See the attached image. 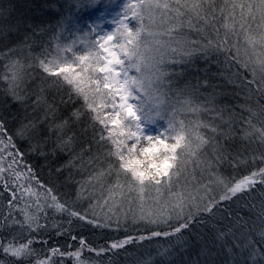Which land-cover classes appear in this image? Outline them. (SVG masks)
I'll use <instances>...</instances> for the list:
<instances>
[{
    "label": "snow or ice",
    "instance_id": "snow-or-ice-1",
    "mask_svg": "<svg viewBox=\"0 0 264 264\" xmlns=\"http://www.w3.org/2000/svg\"><path fill=\"white\" fill-rule=\"evenodd\" d=\"M237 9L240 10L239 20L236 18ZM129 18L138 21V27L134 31L127 23ZM218 19L224 21L223 36L220 35V28H217L215 23ZM257 19L260 31L254 34L251 23L257 22ZM186 29L191 30L196 38L193 39L192 34ZM114 37L118 38L115 42ZM232 37H236V40L233 41ZM241 37L247 48L255 51L259 46L260 54L254 61L251 57L248 59L240 57L238 45ZM137 43L141 45L142 51L133 50L132 46ZM73 44L75 45V42ZM86 47L87 51L82 55H76V48L70 47L65 49V52L71 55H57L49 60L48 64L54 65L56 71L45 64L43 59L40 60V66L45 73L61 76L69 85H74L76 93L83 97L87 108L96 112L94 119L105 127L110 121L116 129L114 132L109 131V137L115 145V151L110 155L116 156L119 160L117 175L122 171L129 178L126 185L129 196L134 192L139 202L138 213L129 209L131 223L135 225L142 222L146 227L156 230H151L147 236L129 235L123 240H114L108 248L99 249H93L81 238L79 241L81 248L77 251L65 253L58 248H52L50 250L52 256H74L77 264H87L86 261L79 259L83 249L96 251L99 255L138 241L164 237L169 243L158 253L164 260L171 262L178 252L182 253L200 245L197 259L190 261V264H214V261L209 260L212 253L203 232V226L211 223L213 242H218L219 247L226 250L225 254L230 258V264H237L234 249H239L241 255L247 253L240 264L249 262L258 264L259 261H264V249L258 247V244L264 245V200L261 201L257 216L261 225L256 232L258 240L252 238L251 233L255 228L248 227L247 219L240 217L239 212H234L229 206L222 207L225 202H235L239 205L245 197H252L254 189L264 197V168L240 179L222 177L218 172V166L221 164L235 168L236 165L243 163L239 158L240 153L233 154L224 143L236 137L238 130L240 139L247 140L255 136L264 144V120L260 121V126L254 124L252 120L253 117H264V105H260L259 111L251 106L241 105L240 107L249 113L245 119L235 110H228L227 105H219L218 93L200 92L201 87L210 85L207 78L196 86L186 83L182 87H177L173 79L174 73L170 70L172 66L187 64L197 56L208 60L216 54H223L226 67L235 62L239 68L246 69L251 74V79H248L238 71L233 72L234 78H230L229 82L243 88L246 99L250 100L253 92L264 97V0H223L220 4L217 0H128L124 6V16L115 31L98 38ZM57 50L59 51V45ZM60 56L68 62L56 66ZM74 63H78L79 71L72 67ZM11 67L13 72L10 93L15 100L24 104L27 99L21 89L24 65L14 62ZM146 77L149 85L154 86L158 93H163L166 101L173 105L171 108L173 115L176 114V105H182L179 115H188L190 124L194 125L195 148L192 136L189 138L186 134H177L175 131L177 123L181 127L185 126L184 120L170 121L163 113H158L155 119L141 118L137 114L134 105L141 102L146 95L143 87ZM42 102L43 98L37 97L31 105L33 111ZM105 107L110 111L106 118L102 119ZM48 112L54 115L53 105H48ZM73 115L78 117L79 113ZM48 119L49 116L46 115L43 119L22 122L14 134L15 137L30 139L32 133L46 134L52 131L51 126L43 127ZM156 119H164L167 127L155 136L146 135L141 121L148 124L154 123ZM65 126L66 122L56 125L55 129L62 132ZM187 127L189 128V125ZM169 140L173 142H167ZM70 144L69 137L67 140L61 139L58 147L64 150ZM34 150H38V146H34ZM183 153L197 158L196 166L201 171V178H197L194 169L189 181L195 182L196 195L191 191L173 190V178L178 180L185 171L182 165L187 161L181 159ZM41 154L46 156L45 153ZM22 155L13 136L8 135L6 122L0 119V185L11 193L10 203L17 199L18 186L9 182L21 178L20 167L27 168L24 179L29 183L35 176L27 165L14 167L20 165ZM76 159V156H72L68 166H74ZM205 171L210 175L208 184L202 182V174ZM36 183L39 184V181ZM257 184L261 187L257 188ZM213 185L222 187L223 191L218 195L214 194L216 189ZM124 187L117 182L116 185L110 186L109 195ZM149 188L155 190V196L148 192ZM165 190L168 199L164 197ZM201 191L203 195H199ZM149 199L152 200L153 208L145 211L144 205ZM51 200L52 204L49 206L54 207L56 211L68 212L71 217H78L80 220L86 219L87 212L81 214L70 210L65 204L58 202L55 196H52ZM37 210L42 211L43 208L38 207ZM129 213L125 214L123 222L119 217L115 221L108 217L103 223L96 222L95 218L89 219L88 223H94L96 227H111L114 224L116 229H120L127 227ZM205 215L212 220L205 219ZM226 218L233 220L234 227L229 226L226 230L217 228L215 221ZM39 219L36 214L25 213L24 224L29 229H33L34 226L35 229H39L42 227ZM185 232L190 234L191 239L184 235ZM72 239L75 240L76 237L73 236ZM31 243L32 241L19 246L10 245L4 248V251L11 252L16 257L34 255ZM200 256L205 258L203 262L199 259ZM37 264L55 262L52 257H48L37 260ZM145 264H151V259Z\"/></svg>",
    "mask_w": 264,
    "mask_h": 264
},
{
    "label": "trees",
    "instance_id": "trees-1",
    "mask_svg": "<svg viewBox=\"0 0 264 264\" xmlns=\"http://www.w3.org/2000/svg\"><path fill=\"white\" fill-rule=\"evenodd\" d=\"M117 1L119 0H0V68L8 66L12 72L11 65L14 62L24 65V80L21 89L23 95L27 97L25 103L22 104L20 101L15 100L11 93L8 94L3 89V91H0V99L8 102V108L5 110L10 111L13 116L17 117L13 126H18L22 121L28 123L29 120L43 119L48 115L49 119L43 127L51 126L53 129L46 134L32 133L30 139L18 143L17 149L20 153L24 152L23 158L31 168L36 169L32 163V157H34L32 154L41 156L46 169L50 171L60 169V172H62L64 164H67L72 156L77 157L79 154L91 158L95 165L101 166L104 162H107L112 168L119 166L118 158L110 155L115 151V145L112 144L109 131H116L111 122L109 121L107 127H105L98 120H95L96 112L87 108L83 97L76 93L74 85H69L61 76L45 73L40 66L41 59L44 60L45 64H48V61L57 55H71V53L65 52V48L61 47V42H75L72 47L76 48V55L84 54L87 51L86 46L96 40L92 25L93 15L103 8L113 6ZM217 3H223V0H217ZM204 7L206 8L207 4ZM239 11V9L236 10L237 20H239ZM193 19L195 22V18ZM215 23L217 28H220V35L223 36L225 31L222 28L223 19H218ZM229 23L232 22L229 21ZM258 23L257 19V22L251 23V26L253 27L254 24ZM129 27L134 31L138 27V21L130 18ZM186 31L192 34L193 39L196 38L191 30L186 29ZM209 34H212L211 30H209ZM232 39L235 41L236 37H232ZM58 45L59 51L57 50ZM48 66L56 71L54 65L48 64ZM72 67L79 71L78 63H74ZM170 70L174 73L173 79L176 81L177 87H182L186 83L196 86L207 78L210 85L201 87L200 92L218 93L217 103L219 105H227L228 110H235L237 113L242 114L245 119L248 118L249 113L242 109L241 105L251 106L256 111H259L260 105H264V97H261L259 93L253 92L252 98L250 100L246 99L244 89L229 82L230 78H234L232 77L233 72L238 71L248 79H251V74L246 69L239 68L235 62L226 67L223 54H216L208 60L197 56L187 64L172 66ZM3 82L4 78L0 74V83ZM3 87L6 86L1 88ZM252 87L255 88V85ZM37 97H42L43 102L33 111L31 105ZM173 102H175V98H173ZM48 105L54 106V115L49 114ZM109 111L110 109L107 107L103 109L102 119L106 118ZM77 112L79 113L78 117L73 115ZM3 114H1L2 117ZM225 115H227V112ZM178 119L184 120L185 124L189 125L193 148H195L194 125L190 124V117L179 115ZM252 120L254 124L260 126V121L264 120V117H253ZM158 121L163 129L167 127L164 119ZM65 122L66 126L63 131L58 132L55 126ZM7 132L10 135L8 130ZM239 136L240 132L238 130L236 137L224 141V143L233 154L240 153L239 158L243 163L236 165L235 168L228 164L219 165L218 172L222 177L240 179L254 171H259L260 168H264V158H262L264 144H261L255 136L247 140L240 139ZM69 137L71 138V144L64 150H60L58 147L59 141L61 139L67 140ZM167 142L171 143L173 141L169 140ZM35 143L40 144L42 149H32ZM41 153H45L46 156ZM181 159L187 161L186 164L182 165L185 171L178 180L175 177L173 178V190L176 192L191 191L196 195V184L194 181H189H191L190 174L194 169L197 178H201V171L196 166L197 158L190 156L188 153H183ZM69 167H66V169ZM123 176L125 179H129L124 174ZM202 182L204 184L210 182L209 172L205 171L202 174ZM213 187L217 188L214 185ZM260 187L257 184V188ZM2 189L3 186L0 185L1 193H3ZM222 191L216 189L214 194L218 195ZM199 195H203V192L201 191ZM132 198L130 200L135 201V198ZM262 200H264V197L254 189L252 190V197H245L239 202V205L235 202H225L222 205V207L229 206L234 212L238 211L240 217L248 220V227L255 228V231L251 233L254 240L259 239L256 232L259 231L261 225L257 216ZM148 210H150V205L145 207V211ZM6 218L7 215L4 213L0 220V261H2L0 264H26L30 262L29 260L25 262L12 260L7 253L2 252L1 245L6 242L28 243L32 241L30 244L31 249L40 258H44L52 255L50 251L52 248H58L65 253L77 251L81 248L79 243L81 238L93 249H99L100 247L108 248L114 240H123L129 235L133 237L147 236L151 230H156L146 227L142 222L133 225L131 217H128L127 227L120 229L114 227L113 231L109 229L99 230L98 228H91L89 225H76L73 228H78L76 231L68 229V233H65L67 232L65 230L60 236H56L52 230L41 232L44 228H50L46 222L39 229L32 231L28 227ZM205 219L212 220L207 215H205ZM95 221L99 222L96 219ZM215 224L217 228L222 230H226L229 226L234 227L231 218L217 220ZM211 229V223L203 226L206 242L212 253L209 260L214 261V264H230V258L225 254L226 250L219 247L218 242H213L214 233ZM237 234L239 235V232ZM184 235L191 239L188 232H185ZM73 236L76 237L75 240L72 239ZM168 243V239L159 237L138 241L125 245L124 248L106 251L99 255L96 251L83 249L81 256L86 257L95 253L94 256H91V260L94 257L96 264H145L150 259L151 264H190V261L197 259L200 245H196L182 253L178 252L171 262L164 260L158 253L162 250V247H167ZM229 243H231V240H229ZM258 247L264 249L262 244H258ZM234 252L236 253L237 264H240L247 253L241 255L239 249H234ZM199 259L202 262L205 260L203 256H200ZM258 264H264V261H259Z\"/></svg>",
    "mask_w": 264,
    "mask_h": 264
},
{
    "label": "rangeland",
    "instance_id": "rangeland-1",
    "mask_svg": "<svg viewBox=\"0 0 264 264\" xmlns=\"http://www.w3.org/2000/svg\"><path fill=\"white\" fill-rule=\"evenodd\" d=\"M127 3L128 0H119L113 6L103 8L93 15L92 25L96 40L115 31L124 16V6ZM129 19L127 20L128 24ZM251 29L254 34H258L260 31L258 24H254L253 27L251 26ZM237 30L239 31V25H237ZM117 40L118 38L114 37V42ZM238 46L240 47V56L242 59H248L251 57L254 61L260 54L259 46H257L255 51L251 48H247L242 37L240 38ZM12 72L8 66L0 68V74H2V77L4 78V82L0 83V91H3L4 89L8 92V94H10V77L12 76ZM2 86L6 87L1 88ZM7 108L8 102L0 99V119H3L6 122V128L9 131V134L13 136L18 147V143L25 139L16 138L14 134L17 129L21 127V123L25 122L22 121L18 126H13L17 117L13 116L10 111L5 110ZM5 111L8 112V114H6ZM2 113H4L3 117L1 116ZM158 120L159 119H156L154 123L148 124L141 121V124L144 125V132L146 135L155 136L163 132L164 129ZM34 146H38V149H42L38 143H35L32 149H34ZM21 153L24 154V152ZM32 155H34V157H32V163L36 169L31 168L29 163L25 162L23 155L20 158V165H14V167L27 165L35 173L34 178L29 183V181L24 179V173L27 172V168L20 167L22 173L21 178L19 180L9 182L18 186L17 199L10 203L12 200L11 193L5 190L4 187L2 189L3 193L0 192V220L2 219L4 213H6L7 220H14V222L27 227V225L24 224L25 213L28 215L36 214L40 217L39 223L41 225L46 222L48 227H50L42 229L41 232L52 230L54 235L60 236L65 232V230H67L65 233H68V229H73L76 225H89L91 228H98L99 230L109 229L113 231L115 227L114 224V226L111 227H96L94 223H88V220L90 218H95L99 222L103 223L108 217H112L113 221L119 217V219L123 222L125 214L129 213L130 208L137 213L139 212V202L136 199V194L133 192L131 193V196H129L126 187L129 179L124 178V173L122 171L119 175H117V169L119 166L110 169V165L107 162H104L101 166L95 165L91 158H87L83 154H79L74 162V166H70L68 168L70 169L69 171L66 169V167H68V163L64 164L65 166L63 167L64 169L62 172L58 170L50 171L46 169V165L42 161L41 156L35 154ZM6 166L7 165H5V167ZM101 173H103V175H101ZM37 174L39 178L37 177ZM37 181H39V184L36 183ZM117 182L125 187L122 190H117L110 196V186L116 185ZM216 187L218 191L223 190L222 187ZM148 192L151 193L152 196H155V190L153 188H149ZM52 196H55L58 202L65 204L70 210L80 212L81 214L87 212L86 219L80 220L78 217H71L68 212L56 211L54 207L49 206L52 204ZM132 197L135 198V201L130 200L133 199ZM164 197L168 198L166 190ZM149 205L150 209L153 208L151 199L145 202L144 208L149 207ZM38 207L43 208V210L38 211ZM128 217H131L130 213ZM77 229L78 228L73 229V231H76ZM29 230H36L35 226L33 229ZM21 244L27 243H3L1 245V251L7 253L12 260L15 261L25 262L29 260L30 262L26 264H37V260L48 258V256L40 258L39 255H36V253L27 257H16L13 256L11 252L4 251V248L9 247L10 245L19 246ZM94 254L86 257H82L80 255L79 259L81 261H86L87 264H96L94 257L91 260V256H94ZM50 257H52L55 264H61V261H63V264H77V259L74 256L65 255L61 257L51 255ZM1 262L2 261H0V263Z\"/></svg>",
    "mask_w": 264,
    "mask_h": 264
},
{
    "label": "clouds",
    "instance_id": "clouds-1",
    "mask_svg": "<svg viewBox=\"0 0 264 264\" xmlns=\"http://www.w3.org/2000/svg\"><path fill=\"white\" fill-rule=\"evenodd\" d=\"M73 42H61V47L67 49L72 47ZM133 50L140 49L142 51L141 45L137 43L136 45L132 46ZM68 62L65 60L62 56L58 57V64L56 66H59L60 64ZM144 91L146 93L144 99L139 102L138 104L134 105L137 114L141 118L149 117L152 119H155L158 113L166 114L168 119L170 121H179V109L182 105H176V114L173 115L171 112V108L173 105L170 102H167L163 93H158V90L154 86H150L148 83V78H145L144 84ZM175 131L177 134L184 133L189 138L191 136L189 128L185 124L184 127H181L179 123L176 124Z\"/></svg>",
    "mask_w": 264,
    "mask_h": 264
}]
</instances>
